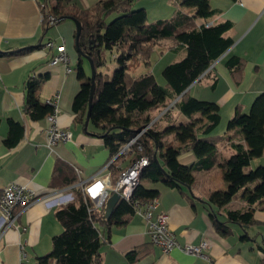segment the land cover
I'll return each instance as SVG.
<instances>
[{"label": "crops", "instance_id": "obj_1", "mask_svg": "<svg viewBox=\"0 0 264 264\" xmlns=\"http://www.w3.org/2000/svg\"><path fill=\"white\" fill-rule=\"evenodd\" d=\"M98 1L69 0V5L85 11ZM174 1L134 0V8L144 9L148 21L164 20L174 15ZM54 3L55 0H0V52L3 53L0 55V196L6 186L15 183L40 197L20 214L15 223L17 228L4 230L0 212V264H35L38 258L48 255L52 237L62 232L55 211L75 201L55 194L65 188H60L62 182L71 176L77 180L75 167L82 171V179H89L98 174L110 158L103 140L89 134V125L85 131L83 119L72 110L73 99L81 84L76 73L78 53L74 44V23L64 20L42 35L43 13L46 6ZM209 4L215 14L206 23L202 20H196V23L213 26L228 22L230 29L224 36L232 41V45L211 64L206 77L193 83L188 92L198 100L217 104L220 128L217 127L219 132L216 128L210 137H219L228 134L226 124L236 107L246 112L253 99L264 91V0H209ZM181 11L189 13V9ZM48 41L64 46L69 58L68 71L61 64L50 65L56 50L44 48ZM162 41L152 49L150 68L146 70L141 66L134 76L152 74L156 50H161L158 52L161 56L176 52L175 42L162 45ZM30 47L37 48L24 51ZM21 51L24 53L19 54ZM174 54L177 61L183 51L179 48ZM233 56L240 59L236 71L226 66V61ZM82 67L89 78L84 61ZM32 80L40 81L37 96L42 103L48 104L58 96L59 128L71 133L69 142L56 145L52 151L45 146L49 116L32 121L23 111L26 84ZM155 113L157 110L147 114ZM172 114L179 122L188 121L182 116L177 117L175 110ZM8 119L21 123L24 128L22 138L11 149L4 145ZM169 138L171 140L173 136ZM218 153L222 161L231 151L219 144ZM58 162L65 166V171L55 173ZM178 162L190 167L196 158L191 151L185 150L179 154ZM253 163L264 166V155L250 165ZM120 165L127 166L128 162ZM194 178L190 188H168L161 183L149 182L141 185L146 190L158 192L157 210L168 216L169 227L179 244L207 242V259L186 255L177 249L163 254L150 243L144 221L130 215L119 223L100 228L103 244L98 264H264V204L255 205L250 226L227 223L226 232L222 234L212 224V210L207 201L212 192L226 189L223 172L214 167L195 173ZM245 208V202L237 197L220 209L217 217L224 222L226 210ZM131 251H136L132 262L126 258Z\"/></svg>", "mask_w": 264, "mask_h": 264}, {"label": "trees", "instance_id": "obj_2", "mask_svg": "<svg viewBox=\"0 0 264 264\" xmlns=\"http://www.w3.org/2000/svg\"><path fill=\"white\" fill-rule=\"evenodd\" d=\"M69 3V0H55L53 5L46 6L42 35L70 17L80 22L76 73L81 84L73 99L72 110L85 122L90 79L86 78L82 67V61H86L80 55L82 53L90 58L96 71L89 134L103 140L110 157L175 101L173 107L138 138L128 156L119 158L110 167L112 181L130 163L146 157L149 165L142 171L140 184L133 195L134 199L145 202L157 199L158 192L144 189L142 182L161 183L168 188H190L195 173L217 167L222 170L227 187L208 197L212 224L222 234L226 232L227 223L250 226L255 205L264 204V166L252 168L250 165L264 155V91L253 99L246 112L236 107L226 124L228 134L219 137H210L221 120L217 104L198 100L186 91L232 45V41L224 36L230 24L223 22L208 26L196 23V20L206 23L215 14L209 0H175L174 15L156 21H148L144 9H135L134 0H100L85 11L77 10ZM182 9H189V13L182 12ZM48 16L56 18L53 25L47 21ZM111 16L116 17L107 22ZM167 39L176 43L174 53L180 48L183 56L162 69L164 85H158L150 72L134 76L141 66L146 70L150 68L152 49L159 41ZM34 48L37 47L24 51ZM106 53L114 55L116 69L111 77L98 72L107 66ZM226 66L236 71L240 59L233 56L226 61ZM39 86L40 81L34 80L26 84L23 111L32 121H40L53 111L49 104L38 99ZM152 110H157V114L148 115ZM173 110L177 117L182 116L188 121L179 122L173 116ZM7 126L4 145L11 149L22 138L24 128L11 119L7 120ZM169 136L173 138L170 140ZM219 144L231 151L222 161L219 160ZM185 150L191 151L196 158L190 167L178 162L179 154ZM126 161L128 165L122 167L120 164ZM54 170L55 173L65 171V166L58 162ZM76 181L71 176L62 182L60 188ZM237 197H241L246 208L226 210L224 222L219 221V210ZM87 208L77 192L74 202L55 211L62 232L52 237L50 253L38 258L35 264H98L103 244L100 228L133 215L132 207L123 200H119L110 219H105L103 209L88 213ZM135 255L136 251H131L126 258L132 262Z\"/></svg>", "mask_w": 264, "mask_h": 264}, {"label": "built area", "instance_id": "obj_3", "mask_svg": "<svg viewBox=\"0 0 264 264\" xmlns=\"http://www.w3.org/2000/svg\"><path fill=\"white\" fill-rule=\"evenodd\" d=\"M55 20L56 18L53 16L47 17V21L50 25H53ZM44 48L47 50H56V55L52 57L50 61L51 66L61 64L68 71L67 65L69 63V58L62 44L56 45L55 42L48 41L44 45ZM210 66L212 67V65ZM211 67H209L197 81L205 78ZM57 102L58 96H55L48 102L53 111L48 117L49 126L45 131V146L50 151H52L56 145L71 140V133L68 130L59 128L57 122ZM174 103L175 101L171 102L156 118L145 125L142 130L124 144L115 155L111 156L98 174L89 179H82V171L75 167L74 170L77 181L55 194L69 197L70 200H75L76 195L74 194L80 192L84 202L88 205V213H90L104 209L106 200L111 194L116 193L119 195L120 200L127 202L132 207L133 215L140 217L144 221L146 234L148 235L150 243L158 247L163 254H169L171 251L177 249L186 255L207 259L205 251L208 249V244L206 241H201L197 245H181L178 243L169 227L168 216L164 212L157 210V199L142 202L133 198L134 192L140 184L142 171L149 165V161L146 157H142L122 169L115 181H112L109 170L112 165L116 164L119 158L125 159L128 156V153L132 151L138 138L149 130L163 113L171 109ZM138 149H140V147H138ZM39 199V196L28 191L24 186L15 183L6 186L2 190L0 196V212L3 220V229L6 230L15 227V223L20 214ZM17 227L18 226H16V228ZM22 231H25V228H22Z\"/></svg>", "mask_w": 264, "mask_h": 264}, {"label": "rangeland", "instance_id": "obj_4", "mask_svg": "<svg viewBox=\"0 0 264 264\" xmlns=\"http://www.w3.org/2000/svg\"><path fill=\"white\" fill-rule=\"evenodd\" d=\"M116 16H111L107 19V22H110L112 21V19H114ZM162 45H169V44H174L172 40H164L162 41ZM160 45L159 47L161 48ZM161 50H156V53H155V60L153 61L152 63V67H151V72H152V75L154 76L156 82L159 84V85H164V81L162 79V76H161V71L162 69L167 66L168 64L172 63L175 61L177 55L174 54V53H168L166 55H163L161 56L160 52ZM105 59H106V67L104 68H100L98 70V72L100 73H103L105 75H107L108 77H111L112 74H113V71L116 69V65L113 61V58H112V54H109V53H106L105 54ZM84 67L85 69L87 70L88 74L90 75V67H89V64L87 61H84ZM204 79V78H203ZM161 123V122H160ZM220 128V127H218ZM217 128V132H219V129ZM258 165H256V163H253L251 165V167H257ZM249 169H252V168H249ZM249 169H246V171H248Z\"/></svg>", "mask_w": 264, "mask_h": 264}, {"label": "water", "instance_id": "obj_5", "mask_svg": "<svg viewBox=\"0 0 264 264\" xmlns=\"http://www.w3.org/2000/svg\"><path fill=\"white\" fill-rule=\"evenodd\" d=\"M68 20L72 21L74 23L75 26V36H74V44H75V49L77 52H79L78 49V38L81 32V24L79 21H77L74 18H68ZM80 55L82 56V58L84 60H86L89 64L90 67V95H89V100H88V107H87V113H86V119L84 122V130L86 131L88 125H89V115H90V109H91V105H92V99H93V95H94V89H95V75H96V71L95 68L93 67L92 61L90 60V58L82 53H80ZM188 91V89L186 90ZM185 91V92H186ZM120 198L119 195L116 193L111 194V196L106 200L105 205H104V216L105 219H110L113 213V210L115 208V206L117 205V203L119 202Z\"/></svg>", "mask_w": 264, "mask_h": 264}]
</instances>
